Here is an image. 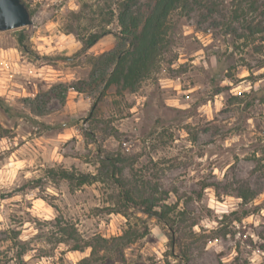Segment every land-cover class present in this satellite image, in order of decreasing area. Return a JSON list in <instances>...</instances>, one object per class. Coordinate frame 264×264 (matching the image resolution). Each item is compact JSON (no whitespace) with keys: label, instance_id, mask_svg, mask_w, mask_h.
Instances as JSON below:
<instances>
[{"label":"rangeland","instance_id":"1","mask_svg":"<svg viewBox=\"0 0 264 264\" xmlns=\"http://www.w3.org/2000/svg\"><path fill=\"white\" fill-rule=\"evenodd\" d=\"M22 1L32 23L0 30V264H77L90 248L57 242L63 221L85 239L141 232L99 264H264V0L173 10L134 90L100 82L63 101L56 84L87 80L95 56L126 45L118 0ZM49 89L36 113L27 100ZM106 156L121 176L76 185L50 171L97 174ZM117 177L159 214L122 205Z\"/></svg>","mask_w":264,"mask_h":264},{"label":"trees","instance_id":"2","mask_svg":"<svg viewBox=\"0 0 264 264\" xmlns=\"http://www.w3.org/2000/svg\"><path fill=\"white\" fill-rule=\"evenodd\" d=\"M200 0H150V4L145 9L144 15L133 10L136 0H118L117 23L120 27V34L126 45L104 51L94 58V63L87 80H75L70 83H58L55 85L60 90L58 98L63 101L67 90L84 92L91 84L104 82L103 88L113 86L118 92L123 90H134L140 80L147 75L156 62V57L162 50L166 49V20L170 13L183 7H195L200 4ZM30 13V11H29ZM249 28L245 26L244 28ZM253 32V31H250ZM99 37L98 34H90L84 42V46L90 47ZM25 35L20 33L18 42L23 46ZM49 94H54L51 89L37 94L34 98H29L28 104L36 113H41V103ZM101 94V92H99ZM41 97L40 105H36L37 98ZM43 98V99H42ZM36 107V108H35ZM40 107V108H39ZM3 128L0 123V135H3ZM116 160L106 156L98 167L97 174L76 172L74 170L50 169L58 178L68 180L70 183L81 185L97 180V177L104 175L114 179L117 173L122 175V167L116 166ZM109 171V172H108ZM114 182L119 190L120 202L122 205L143 211L146 214H159L153 210L158 206V201H154L152 194L145 195L141 187L128 185V180L121 177L115 178ZM249 189L239 187L238 196L244 201L251 197ZM60 236L57 242L64 243L69 249L83 250L90 248L87 256L82 257L77 264H99L105 263L109 258L100 251L112 252L114 259H121V248L127 246L134 239L141 235L138 230L127 228L121 234L111 238L92 236L89 239L82 238L74 225L68 222L57 224ZM105 259V260H104Z\"/></svg>","mask_w":264,"mask_h":264},{"label":"water","instance_id":"3","mask_svg":"<svg viewBox=\"0 0 264 264\" xmlns=\"http://www.w3.org/2000/svg\"><path fill=\"white\" fill-rule=\"evenodd\" d=\"M32 23L29 10L22 0H0V30Z\"/></svg>","mask_w":264,"mask_h":264}]
</instances>
